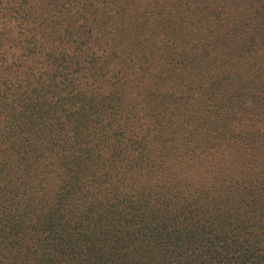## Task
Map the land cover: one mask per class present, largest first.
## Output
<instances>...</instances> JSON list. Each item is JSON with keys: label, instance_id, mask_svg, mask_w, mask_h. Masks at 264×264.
<instances>
[{"label": "trees", "instance_id": "trees-1", "mask_svg": "<svg viewBox=\"0 0 264 264\" xmlns=\"http://www.w3.org/2000/svg\"><path fill=\"white\" fill-rule=\"evenodd\" d=\"M0 264H264V0H0Z\"/></svg>", "mask_w": 264, "mask_h": 264}]
</instances>
